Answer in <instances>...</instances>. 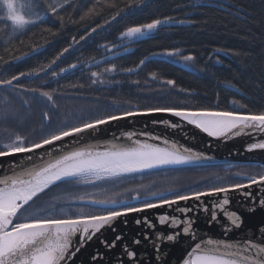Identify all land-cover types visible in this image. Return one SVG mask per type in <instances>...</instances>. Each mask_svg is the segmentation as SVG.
I'll list each match as a JSON object with an SVG mask.
<instances>
[{"label": "trees", "instance_id": "trees-1", "mask_svg": "<svg viewBox=\"0 0 264 264\" xmlns=\"http://www.w3.org/2000/svg\"><path fill=\"white\" fill-rule=\"evenodd\" d=\"M16 1L20 7L24 5L21 11L25 19H34V13L48 15L42 22L14 29L6 5L0 2V80L45 65L51 64V67L39 75L22 76L12 86L0 87V144L8 142L17 132L29 141H38L63 127L75 126L105 114L146 107L264 110V0H143L138 7L121 13L115 20L111 17L125 7L127 0H68L66 4L63 0ZM55 3H62L63 7L53 16L49 5ZM165 16L185 23L162 26L147 38L130 43L124 41L122 47L108 51L113 44L122 43L120 33L126 27ZM105 21L110 23L104 24ZM97 24H104V27L80 41V37L87 36ZM73 37L79 43L73 44ZM70 44L73 46L69 51L53 64L57 55ZM33 47L38 51L33 52ZM173 47L180 48L185 55L191 53L195 56L191 69L175 63L182 62L175 58L152 55ZM146 56L160 58L148 60L136 73L119 71L121 68H136ZM113 63L118 66V71L104 74L103 78L108 82L93 84L91 72L102 71ZM71 64H77V67L68 68ZM61 68H68V71L55 77L51 75L52 72L59 73ZM153 72L157 73L156 78L149 75ZM164 79H174L176 85H167L163 83ZM18 85L55 90L56 107L52 108L37 93L22 92ZM181 88L189 91L182 92ZM233 99L240 100L248 108L240 109L231 104ZM23 100L29 103L25 105ZM45 111L49 112L51 124L44 122ZM245 169L258 172L264 169V165H185L102 181L94 187L60 184L37 198L21 214V219L31 218L28 212L32 209L43 207L54 197L69 192L131 196L133 193L124 190L143 184L152 191L171 187L183 194L212 186L243 183V177L233 174ZM217 177L223 179L217 180ZM140 191L144 196L145 190ZM83 210L90 213L99 209L85 206Z\"/></svg>", "mask_w": 264, "mask_h": 264}, {"label": "snow or ice", "instance_id": "snow-or-ice-1", "mask_svg": "<svg viewBox=\"0 0 264 264\" xmlns=\"http://www.w3.org/2000/svg\"><path fill=\"white\" fill-rule=\"evenodd\" d=\"M6 5L8 19L11 20L14 29L23 28L27 24H36L47 18L48 13L39 15L34 13V19H25L24 16L17 14L14 0H0ZM68 0H63V4ZM143 0H127L124 8L119 9L111 20L134 6L138 7ZM62 3L49 5L50 14L56 16L58 9L63 7ZM115 6V5H113ZM24 5H21L23 8ZM91 11V10H90ZM63 20V17H58ZM83 19V17L81 18ZM110 21H105L108 24ZM174 23L183 24L185 21H176L172 16L154 18L148 22L134 24L126 27L120 33L121 44H113L108 51L112 52L123 46V42H132L149 37L153 32L162 26H170ZM104 24H97L87 32V36H81L80 41L94 34L97 29L103 28ZM79 43L73 37V44ZM73 45L64 48L52 61L54 64L61 56L69 51ZM107 47V45H105ZM125 50H127L125 48ZM33 52L38 48L33 47ZM115 54V53H114ZM152 55H163L175 58L184 62L186 67L191 66L195 56L191 53L185 55L180 48L164 49L161 53ZM15 57L14 59H20ZM149 59L146 56L136 65L137 68L144 65ZM219 62V61H218ZM51 64L44 68L20 72L11 76L9 79L0 80V86H12L22 76L39 75V72L50 68ZM77 64H71L68 68H76ZM68 68H61L59 73L52 72L53 77L68 71ZM203 71V69H200ZM118 66L109 64L102 71H92V83L105 84L103 76L105 73H116ZM120 72L131 73L133 68H121ZM156 78L157 73L149 74ZM138 83V81L136 82ZM163 83L175 86L174 79H164ZM22 92L37 93L43 97L52 108L56 107L54 100L55 90H44L43 88H24L17 86ZM234 87V86H233ZM180 91L188 92V89L181 88ZM27 105L28 100H23ZM115 103V101H114ZM231 104L240 109H247L246 104L240 100L233 99ZM154 113H168L180 121L194 126L209 137L216 139H230L247 135L252 137L259 134L264 136V110L257 112L240 110H222L212 107H175V106H154L137 109L134 111H120L114 114L86 120L75 126L63 127L49 135L43 136L38 141H29L24 135L18 132L12 134L6 143L0 144V158L15 156L17 154H29L27 166L25 163L13 164L10 168V175L0 176V264H67L70 257H74L81 249L85 241H90L96 234L100 233L105 227L113 226L119 218L126 217L131 213H141L149 209L172 208L181 201L195 200L202 201L203 197H220L222 199L214 201L211 205L200 203L197 205L204 212L210 211L208 223H214L218 219L217 209H222L226 218V223L222 226L225 234L233 229H239L243 224L242 216L228 209L230 205L229 194L232 192H242L244 196L251 197V192L244 191L251 189L255 185L261 186L264 192V169L251 171L245 169L235 172L236 177H243V183H230L220 186H212L205 190L190 191L180 194L174 188L149 190L148 185H137L135 188L125 189L124 191L133 193L131 196H121V193L112 195H99L96 192H69L53 198L52 202L43 207L32 209L28 212L31 218L21 219V214L25 213L29 206L47 190L60 184L95 186L98 182L122 179L126 176L144 173L154 169H161L168 166L193 165L197 162L210 160L203 152H195L191 148L169 141L166 137L154 136L149 133H140L147 139L141 140L136 137L134 132L122 133L130 143L128 144H109L101 146L99 144H87L82 147L64 150L59 155H53L52 151H47L45 159L43 155L37 157L39 163L34 162L32 153L37 150L45 149L46 146H55L56 142L63 141L67 137H78L85 133L94 132L103 125L114 121L123 120L139 115H151ZM46 124H51V117L48 111L43 113ZM156 123V121H153ZM171 128H178L179 123L169 120L161 121ZM249 152L264 150V139H257L255 142L246 146ZM202 179H204L202 177ZM217 177V180H222ZM140 189H144L142 197ZM105 191V190H101ZM165 192L172 193L170 197L165 196ZM119 197V199H118ZM148 198H156L154 200ZM129 200L140 201L137 206L128 203ZM255 198L253 206L249 211H255ZM258 204L264 207V198L259 199ZM118 207H112L117 206ZM96 207V212L85 213L84 207ZM194 209L177 207L176 212L181 215H170L162 213L157 216L160 226H167L168 233L155 232L153 248L156 252V259H161V243H176L181 236L188 237L194 243L190 244L189 250L183 257L181 264H264V244L254 242L252 239L245 241L229 242L214 238L200 239L195 229V218L189 215ZM137 224L143 223L148 229L155 231L157 225L148 217L137 219ZM264 232V226L260 229ZM79 236V244H75V238ZM122 237L117 235L110 243L102 240L106 247H115L116 242ZM144 239H150L145 233ZM198 240V242H196ZM140 244L139 239L133 241ZM75 249L74 251L72 249ZM125 254L131 261H136L137 253L127 245L124 246ZM99 254L93 256V260Z\"/></svg>", "mask_w": 264, "mask_h": 264}, {"label": "water", "instance_id": "water-1", "mask_svg": "<svg viewBox=\"0 0 264 264\" xmlns=\"http://www.w3.org/2000/svg\"><path fill=\"white\" fill-rule=\"evenodd\" d=\"M154 58H160V56H149L148 60ZM175 63L186 69L192 68L191 66L186 67L183 62ZM142 67L143 65L139 68H134V71L131 73L138 72ZM164 120L179 123L181 126L178 128H171L161 123V121ZM153 121H156V123H153ZM125 132H134L137 134L134 138L141 140H145L147 137L140 135V133H149L154 136L166 137L169 141H175L180 145L191 148L195 152H203L206 156L211 157L210 160L197 162V164L243 163L264 165V150H255L252 152L246 150L247 144L255 142L257 139H264V136L257 134L252 137L242 135L230 139H216L209 137L206 133H203L186 122L180 121L179 118L173 117L168 113L139 115L114 121L101 126L94 132L85 133L78 137H67L63 141L56 142L54 147L46 146L45 149L37 150L31 155L33 156L34 162L39 163L40 161L37 157L43 155V157L47 159V151H52L55 156L59 155L64 150H71L72 148L82 147L87 144H99L101 146L107 145L109 142L115 144H128L130 142L122 136V133ZM28 155L29 154L25 153L0 158V176L10 175L11 173L9 170L12 165L27 162ZM25 166H27L26 163ZM244 191L251 192L252 196H244L242 192H232L229 194L230 205L227 207L229 210L236 211L242 216L243 224L239 229H233L227 234H225L222 227L226 223V218L223 214L224 210L217 209V221L211 224L208 223L212 203L222 199V196L203 197L200 202L195 200L181 201L172 208L165 206L163 208L149 209L145 212L131 213L126 217L119 218L114 222L113 226L105 227L100 233L96 234L92 240L85 241L80 251L74 257L68 259L67 264H181L183 257L186 255V251L189 250L190 244L194 243L190 238L181 236L176 243L162 242V255L159 261L156 259V252L153 248L155 232L168 233L170 231L167 226H160L158 224L156 219L157 216L162 213L179 216L181 214L175 211L177 207L194 209L189 215L195 218V229L200 239L214 238L229 242L252 239L254 242L264 244V232L260 230L261 227L264 226V207H260L258 204L259 199L264 198V192L261 191V186L259 185H255L251 189H246ZM169 194L171 193L165 192V196ZM253 198H255L256 201V210L254 212L248 210L253 206ZM148 199L154 200L156 198ZM134 202L137 201H128L130 204ZM200 203L209 205L210 211L204 212L199 209L197 205ZM118 206L119 205L112 207ZM145 216L157 225L155 231L148 229L143 223H136L137 219L142 220ZM145 233H148L150 239H144ZM117 235H120L122 239L116 242L115 247H106L101 243L102 240H107L110 243ZM135 239H139L140 244H134L133 241ZM196 242H198V240ZM74 243L77 245L79 244V236L75 238ZM125 245L137 253L136 261H131L127 257L124 250ZM72 250L74 251L75 249L73 248ZM97 254H99L98 258L93 260V256Z\"/></svg>", "mask_w": 264, "mask_h": 264}, {"label": "rangeland", "instance_id": "rangeland-1", "mask_svg": "<svg viewBox=\"0 0 264 264\" xmlns=\"http://www.w3.org/2000/svg\"><path fill=\"white\" fill-rule=\"evenodd\" d=\"M14 5H15V8H16L17 14L22 15L20 4L16 0H14ZM127 195L128 194H126L125 196H127Z\"/></svg>", "mask_w": 264, "mask_h": 264}, {"label": "flooded vegetation", "instance_id": "flooded-vegetation-1", "mask_svg": "<svg viewBox=\"0 0 264 264\" xmlns=\"http://www.w3.org/2000/svg\"><path fill=\"white\" fill-rule=\"evenodd\" d=\"M93 208H95V207H93Z\"/></svg>", "mask_w": 264, "mask_h": 264}]
</instances>
